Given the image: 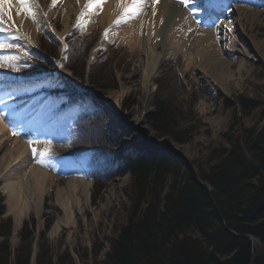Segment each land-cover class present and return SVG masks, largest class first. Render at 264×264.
Masks as SVG:
<instances>
[{
	"label": "trees",
	"instance_id": "16d2710c",
	"mask_svg": "<svg viewBox=\"0 0 264 264\" xmlns=\"http://www.w3.org/2000/svg\"><path fill=\"white\" fill-rule=\"evenodd\" d=\"M83 34L69 43L73 66L67 67L81 80L86 78L81 61L91 41V36ZM108 55L100 53L88 73L91 84L105 91L111 88L106 83L113 79L112 63L108 78H101ZM235 102L244 112L260 110V121L264 120V102L243 96ZM235 102L227 101L228 107ZM154 107L148 117L153 130L177 143H187L190 131L179 127L182 105L178 100L159 87ZM60 129L69 147L61 151L55 146L51 152L58 167L65 159L96 150L86 160L92 164L95 199L110 180L127 174L132 178L130 206L119 214L120 226L109 240L110 250L101 264H264V123L230 137L227 147L212 148L205 160L194 165L158 152L147 156L140 147H132L117 159L112 148L126 135L109 131L103 108L95 105L65 117ZM4 214L0 196V222ZM49 227L46 224L47 230ZM11 233L10 219L0 223V264H56L44 245L45 234H41L34 263L35 229L26 225L21 230V243L14 253ZM69 264L75 263L69 259Z\"/></svg>",
	"mask_w": 264,
	"mask_h": 264
},
{
	"label": "rangeland",
	"instance_id": "374dc122",
	"mask_svg": "<svg viewBox=\"0 0 264 264\" xmlns=\"http://www.w3.org/2000/svg\"><path fill=\"white\" fill-rule=\"evenodd\" d=\"M63 1L64 0H56V4L55 6H53V4L49 5L52 0H39L37 11L41 21L40 23H38L39 25L36 26L35 29L39 31L37 41L39 43L40 39V45L43 46V54H50L56 57V54L59 53L57 45L54 43H49L48 38L45 36V31H47L48 28L43 12H46L48 10L54 11L55 16L52 17V21H50V23L55 29L57 28L58 31L63 30L64 19L68 13V9L66 8L65 4H62ZM218 1L219 0H194L193 2V0H190V2L201 6H204L205 2L212 4L217 3ZM0 3L3 6V11L7 12L8 16L11 15V10L16 9L19 17H22L24 19L26 18L27 20L29 19L27 18L28 15L26 13L23 14L22 10L19 8L20 0H9V2L0 0ZM180 4L182 5V9L187 13L188 10L185 8V6L181 2ZM224 4H230L231 6L230 9L224 12V15L222 17L223 19H218V16L214 15L210 18L212 24L206 26L202 17L206 10H203L204 12H202V16H200L202 24L200 26L197 25L200 30L207 31H213L217 28H220L216 31H219L218 33H220V40L224 41L221 46L228 47L230 45V42L228 41V33L226 31L229 27L235 28L236 31H240V33L245 35L246 39H248V34H246L245 28L243 26L244 24L238 22L239 14L236 13V10H245L246 14L250 13V11L256 13L259 12L260 19L252 23L248 22V24L246 25L249 29L248 31H255L256 33L261 31V29L264 31V0H220L218 2V5L220 6ZM81 10L79 11L78 15L73 14V17L71 19L72 27L70 32L67 33L66 37H70V42H75L78 38L81 37L80 34L85 30L86 34H88L96 27L93 34L91 35V41L89 44L91 49L89 48L90 51L87 52L84 58H82L81 62H86L88 53L92 56V59L95 58L97 56L96 49L98 48L108 49L109 62L104 65L103 68H105V70H102L101 78H104V80L108 78V73L112 65L113 82H110L109 80L108 83H106V85H110L111 88L108 91H105L100 87L92 85L89 75L84 80H81L79 78H76V76L73 75L70 69H64L63 73L66 74V79L68 75L69 81H66L67 83H69V85H71L73 91H75L74 89L76 88V90L81 89L86 93H93L92 100L95 101L102 99L105 103L109 96L117 92L120 87H123L126 91V94L121 101L119 114L123 115L121 123L127 122L128 124L126 126H119L115 131L127 133L129 136H127L121 142L118 149H114L112 151L113 153L123 157L129 150H123L124 153L119 154V151L121 150L120 148L125 141H129V144L140 143L138 146L142 149H145L147 156H150L152 155V153L156 152L164 156L166 155L163 151H161V149L154 150L153 148L148 146L160 145L168 147H188L189 155H185L184 153H177L186 161L191 163V165H194L195 163L205 160L212 148L219 145L227 147L230 137L236 136L242 131L253 128L258 124L260 127L264 123V120L262 122L260 121V110L244 112L243 109L240 108V106H238V104L235 102L237 98L242 96L250 100H258L264 102V60L258 56L253 55L251 50V48H253L251 41H247V43L242 44L240 43L238 38L235 37L233 42L237 48L248 46L251 50L250 55H248L247 62L251 66L252 70L247 69L249 70L248 73H244L242 76L237 77L238 79H240L238 81L240 85L231 82L229 86H219L213 83L212 79L210 78V74L208 73L206 75H201L196 71H193L192 69L186 70V58L184 57V53L182 52H179L177 54V58H172L170 61H168V63L165 64L161 74L155 80L156 90L153 97L154 101L156 95L158 94L159 87H162L163 91H165L166 94L174 96L178 100L180 105H182V115L178 118V122L181 129L190 131V139L187 143L180 144L172 140L170 137L160 136L153 130V128L149 124V114L147 115L145 122L139 125V123H136L133 120V116H131L129 112L138 103V98L140 95L139 88L142 79L144 61L146 59L145 50L147 48V44L146 34L144 33L143 27L139 29L140 31H138V34H140L141 37V44H139L132 50L131 48L133 47H131L127 43V40L124 39V35L121 33V31L123 30L120 28L121 31H119V29L114 28L117 26L114 23L116 21V18L111 23L101 24V11H103V9H95L93 14H90V16H86L84 18L85 20L90 19V22L85 26L86 29H81V33L77 35L76 30H78L80 27L76 26V21L77 17L80 15ZM174 15L175 12H173L172 16H167L165 18V22H163L162 33L159 34V37L154 42V45H156L159 50H162L163 47H166L171 52L174 51L169 44V35L171 30L173 29ZM13 25L18 29H21L19 26H16L15 24ZM0 26L8 29V27L3 24H0ZM105 29H109L107 39H105L103 35ZM11 37H13V35L10 34L5 36L4 38H0V42L11 43ZM12 44L17 45V47L12 49L0 50V56L19 57V59L16 61L19 66V70H0L6 71L7 73L11 74H18L20 73V70L26 73L23 67L30 65L36 66V62L33 60V57H38V55L31 54L18 42ZM25 52L28 53L27 56L24 55ZM226 56H223L222 58L233 63L232 72L233 74L236 73V71L241 66L239 55L236 54L234 57H232L233 55ZM72 63L73 61L70 64V57L68 54L64 61V66H73ZM108 65H110L109 68ZM1 77L2 75H0V82H4ZM60 78L63 79L62 77ZM52 83L54 85H57V83L55 82ZM0 88L1 92L3 91V88L6 87L0 86ZM2 93L7 94L5 95V97L0 96V102L6 103L8 105H13L9 106L11 107L10 111H14L15 113H19L20 115H22L21 120L18 124H16L18 127L17 129L22 130L23 136L32 134L35 141L39 142L35 144L34 147L42 150L44 147L50 145V153L53 152L55 146L61 151L69 147V144L65 140L53 137L54 129L52 124H45L44 117L38 116L41 98H38L37 95H34V92L30 91V93H25L18 90H4V92ZM30 96L31 98H33L32 101L30 100L31 98L27 99ZM72 98L74 102L80 101V98L78 97ZM16 101L19 102L14 103ZM227 101L235 102V106L232 108L228 107ZM83 104L88 106L89 102L84 99ZM106 107L107 105L104 108ZM152 109V111H154V103L152 105ZM106 117V125L111 130L110 126L113 125V122L110 119L109 114H106ZM7 122H11L9 117L7 118ZM50 153L43 159V162H39V158L33 157L32 155L36 163L40 167L46 168L49 173L55 178L54 183L51 185L50 189L45 195L43 206L44 210L41 216V221L44 224V229L42 231H39L38 220L34 215H30L28 218H25L22 225V229L26 225H28L29 229H35L36 237L35 240L33 238L32 241L34 243H32L33 262L36 259V254L39 248L38 244L39 242H41V234L45 232L44 241L46 242V244L44 245L48 249L56 264H62V262L64 264H69V259L72 260L75 264H96V262L101 264L106 254L110 250L109 240H111L113 234L120 226L119 214H121L122 210H124L123 208L130 206V190L132 185V178L130 174H128L123 177H117L110 180L109 183H107L101 191L100 197L95 199L96 189L90 177V168L92 167L91 161L87 162L83 159L73 160V162H71L69 165H66L68 166L69 172L66 171L65 173L67 175H64L55 171L54 168H58V166L56 165V162ZM91 154H95V151L87 154L86 157H90ZM65 167L63 168V170H65ZM193 170L194 172L197 171L196 166H193ZM195 174H197V172ZM70 178H79L84 180L86 183H91L90 200L92 205V212H88L86 214V222H83L80 218H78V225L76 229L64 230L57 238L50 239L49 231L51 230V227L58 219V217L62 215V211L55 205V192L58 185H61L62 187L63 184ZM3 186L4 184H0V196L4 200L5 214L1 218L0 223L3 224L7 219H10L13 230L14 218L13 215L9 212V208L6 203L7 198L2 192ZM32 222H34V227L31 224ZM48 223H50V228L49 230H46V224ZM9 243H11L12 252L14 253L16 248L21 243L19 234L17 236V241L13 242V234L11 233ZM96 253H98V256L96 255Z\"/></svg>",
	"mask_w": 264,
	"mask_h": 264
},
{
	"label": "bare ground",
	"instance_id": "6f19581e",
	"mask_svg": "<svg viewBox=\"0 0 264 264\" xmlns=\"http://www.w3.org/2000/svg\"><path fill=\"white\" fill-rule=\"evenodd\" d=\"M3 1L9 2V0ZM29 2L32 3V0H29ZM88 2L89 0H64L62 2L68 9V13L64 19V28L61 31H58L57 28H53L50 23L52 17L55 16V12L52 10L44 11L43 15L46 25L50 27V33L57 39L62 40L71 30V19L73 14L78 15L79 11L84 9ZM121 2L129 4L132 0H121ZM36 5H39V0H34V3H32V10L35 14L34 20L29 16H27V18H29L28 20L19 17L16 9L11 10V20L5 17V22L3 23L8 29L6 32L0 33L7 34L8 32L14 34L10 39L11 43H21V45L32 54H39L36 40L39 31L35 28L39 25L38 23H40L41 19ZM49 5H52V2ZM189 6L192 7L190 4ZM152 7L151 0H146V7L141 15L132 20L126 19V22L122 21L114 27L119 29V31H121V29L123 30L121 33L124 35V39L127 40V43L133 47L131 48L132 50L141 44V37L140 34H138V31H140L139 29L143 27L144 33L146 34V59L144 61L139 88L140 95L138 103L129 112V114L133 116V120L139 123V125L145 122L147 115L152 111L150 101L154 97L156 90L155 80L161 74L165 64L172 58H177L179 52L184 53V57L186 58V70L192 69L201 75H206L208 73L213 83L219 86H229L231 82L240 85L238 82L240 79L237 77L252 70L247 62L251 50L253 55L264 60V31L262 29L258 33L255 31H248L249 29L246 25L248 22L252 23L259 20V12L250 11V13L246 14L245 10H236V13L239 14L238 22L244 24L243 26L246 34H248V39H246L245 35L241 34L240 31H236L235 28L229 27L226 31L228 33L230 45L226 47L221 46L224 41L220 40V33L216 31L219 28L213 31L200 30L196 22H194L189 15L190 13L187 14L177 0H158L155 4V15H153ZM100 9H103V11H101V24L111 23L115 18L117 20L118 16H120V13L123 11L122 8L117 7V0H106V2L101 5ZM21 10L23 14H25L24 10ZM0 11H3L1 3ZM173 12H175L173 17L174 24L169 35V44L174 51L171 52L166 47L159 50V48L154 45V42L159 37V34L162 33L165 18L167 16H172ZM13 24L19 26L21 29H18ZM14 31H22L25 35L21 36ZM25 37L29 40L25 39ZM235 37H237L242 44L251 41L253 48H251V50L248 46L237 48L233 42ZM236 54L240 57L241 66L236 73L233 74V63L229 60H224L222 57L226 55H233L232 57H234ZM2 76L1 79L4 82H0V86H5L6 88L11 86L13 89L15 88L25 92L34 88L32 79H35V77L25 78L21 74H8L5 71L2 72ZM67 79H69L68 75ZM4 90L2 92H4ZM2 92H0V96L5 97V94H2ZM125 94L126 91L124 88L120 87L117 92L111 94L105 101L108 111H111L108 114L113 122V125H111L113 129L128 124L127 122L121 123V117L118 116L121 101ZM18 102L19 101H16L14 103ZM9 106L13 105L0 102V184H4L2 192L7 198L6 203L9 212L14 218L13 242H16L24 219L28 218L30 215H34L38 220V229L40 231L44 229L41 216L44 210L45 195L54 183L55 178L46 168L40 167L33 159L28 141H35V139L32 134L23 136L22 130L17 129L18 127L16 124L19 123L22 115L10 111L11 107ZM11 113H14L16 116L15 122L13 121ZM8 117L10 118V123L7 122ZM13 130L18 134L13 135ZM128 142L125 141L120 149L124 150L128 146ZM171 148L180 154L184 153L185 155H189L188 147L171 146ZM90 194L91 183H86L79 178H70L62 187L61 185L57 186L55 192V205L62 211V215L58 217L51 227L49 231L50 239L57 238L64 230L76 229L78 218L86 222V214L92 212Z\"/></svg>",
	"mask_w": 264,
	"mask_h": 264
},
{
	"label": "snow or ice",
	"instance_id": "6c2138e0",
	"mask_svg": "<svg viewBox=\"0 0 264 264\" xmlns=\"http://www.w3.org/2000/svg\"><path fill=\"white\" fill-rule=\"evenodd\" d=\"M106 2V0H89V2L85 5L84 9L81 10L80 15L77 17L76 26L77 27H84L87 23L90 22L89 20H85L84 18L86 16H90V14L94 13L95 9H100L101 5ZM158 2V0H151L152 3V12L153 15H155L156 9L155 4ZM180 2L187 7L190 3V0H180ZM32 3H34V0H32ZM32 3L29 2V0H20V9H23L24 12L31 17L33 20L35 19V14L32 10ZM53 6L56 4V0H52ZM38 7V5H36ZM117 7L122 8L123 11L120 14V17L117 18V20L114 22L115 24H120L122 21L126 22V19H133L137 16L141 15L144 11V8L146 7V0H132L129 4H124L121 2V0H117ZM5 17H7L8 20H11V17L7 15V12L0 11V24H3L5 22ZM18 30V29H17ZM7 31V28L0 27V33H4ZM109 34V29H105L104 31V38L107 39ZM19 38V37H16ZM17 45L7 42H0V50H6V49H12L16 48ZM25 56L28 55L27 52L24 53ZM19 59L17 56H0V69H11L12 71H18L19 66L16 63V61ZM63 66V65H61ZM13 116V121L15 122L16 116L14 113H11ZM13 135H17L18 133L13 130ZM39 143L38 141L29 140L28 144L31 147V152L33 157H38L39 162H43V159L47 157L50 153V145L44 147L42 150L38 149L37 147H34L33 145ZM47 143V142H46Z\"/></svg>",
	"mask_w": 264,
	"mask_h": 264
},
{
	"label": "water",
	"instance_id": "95a60500",
	"mask_svg": "<svg viewBox=\"0 0 264 264\" xmlns=\"http://www.w3.org/2000/svg\"><path fill=\"white\" fill-rule=\"evenodd\" d=\"M154 103V100L152 98V100L150 101V104L153 105ZM153 111H151L152 113ZM152 148L154 150H157V149H161V151L164 152V154L166 155H171L173 156L176 160L180 161V162H183L185 159L183 157H181L175 150H173L171 147H168V146H160V145H155V146H152Z\"/></svg>",
	"mask_w": 264,
	"mask_h": 264
}]
</instances>
